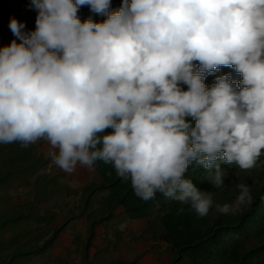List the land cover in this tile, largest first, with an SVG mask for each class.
<instances>
[{
	"label": "clouds",
	"instance_id": "clouds-1",
	"mask_svg": "<svg viewBox=\"0 0 264 264\" xmlns=\"http://www.w3.org/2000/svg\"><path fill=\"white\" fill-rule=\"evenodd\" d=\"M31 3L35 30L11 19L16 39L0 48V143L46 140L68 173L110 163L143 200L159 191L201 217L212 193L184 178L190 164L217 188L222 164L256 167L264 154V0H122L114 11L112 0ZM85 5L106 19L82 22ZM222 67L241 79L224 74L206 85ZM236 188V205L250 203L249 187Z\"/></svg>",
	"mask_w": 264,
	"mask_h": 264
},
{
	"label": "trees",
	"instance_id": "trees-1",
	"mask_svg": "<svg viewBox=\"0 0 264 264\" xmlns=\"http://www.w3.org/2000/svg\"><path fill=\"white\" fill-rule=\"evenodd\" d=\"M121 2L122 0H112L110 10L119 9ZM37 14L31 0L19 7L17 18L18 22L25 25L24 31L35 30ZM78 17L82 22L88 18L97 23L106 19L103 15L91 12L87 5L80 8ZM0 35L5 38L6 46L16 39L8 24L1 27ZM225 68L222 67L218 72L207 76L205 84L210 87L217 76L225 74ZM231 70L232 73L228 74H231L233 80L239 81L241 77L234 69ZM188 120L194 126L195 122L190 117ZM44 165L43 157L32 144L23 146L20 142L0 143V199L6 197L7 191L16 183L19 186L38 183L36 175ZM221 167H230L233 171L238 166L222 164ZM93 168L100 183L85 188V198L98 189L106 191L107 195L102 200V216L88 220V240L94 235L95 225L111 217L114 209L119 207L128 220H151L148 232L155 241L166 244L168 250L173 253L171 264H264V155L257 162L256 174H239L240 180L235 186L231 183L233 173H230V179L224 180L222 187L217 188L213 186L207 170L194 162L189 165L184 178L192 180L201 191L212 193L213 204L209 213L203 217L199 216L190 204L166 198L159 191L154 198L143 200L135 194L130 179L120 177L110 163L96 161ZM255 176L257 183L252 181ZM241 183L249 187L251 202L237 206L236 185ZM224 204L232 206V210L227 214L220 213L216 207ZM181 208L182 212L179 211ZM20 209L13 206L11 215H7L5 220L16 221L22 215ZM61 226L53 227L50 235L40 245H32L25 252L17 251L14 256L47 247L56 238Z\"/></svg>",
	"mask_w": 264,
	"mask_h": 264
},
{
	"label": "rangeland",
	"instance_id": "rangeland-1",
	"mask_svg": "<svg viewBox=\"0 0 264 264\" xmlns=\"http://www.w3.org/2000/svg\"><path fill=\"white\" fill-rule=\"evenodd\" d=\"M26 1L0 0V29L13 18L18 21V9ZM4 46L5 38L0 35V48ZM228 73H232L231 68H225V74ZM32 145L45 165L36 175L38 183L26 186L16 183L6 197L0 199V264H135L150 247H161V252H167L168 247L155 241L148 232L151 220H128L119 207L111 217L95 225L94 235L88 240V220L102 216V200L107 195L106 191L98 189L85 198V188L100 183L97 173L93 167L80 164L68 173L52 162L49 153L53 149L46 140ZM224 170L227 173L224 180L230 179L233 173V185L240 180L238 176L257 172L256 167ZM256 177L253 183L258 182ZM13 206L21 208L22 215L16 221L5 220ZM60 226L56 238L47 247L14 256L17 251L25 252L32 245H40L53 227ZM84 226L86 234L82 237L80 231Z\"/></svg>",
	"mask_w": 264,
	"mask_h": 264
},
{
	"label": "crops",
	"instance_id": "crops-1",
	"mask_svg": "<svg viewBox=\"0 0 264 264\" xmlns=\"http://www.w3.org/2000/svg\"><path fill=\"white\" fill-rule=\"evenodd\" d=\"M86 229H85V226L84 228L82 227L81 228V234H82V237H85V234H86ZM98 241V236H97V239ZM95 240V243L97 242ZM86 243V241H85ZM153 246H155V243H152ZM96 245V244H95ZM165 247L167 248V245L164 244ZM160 248L161 247H151L149 248V251H147L145 253V255H143L142 257L138 258V260L136 261L135 264H171V261L173 259V253L169 250H167V252L163 253L160 251ZM179 264H189L187 262L185 263H179Z\"/></svg>",
	"mask_w": 264,
	"mask_h": 264
}]
</instances>
